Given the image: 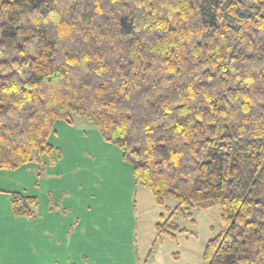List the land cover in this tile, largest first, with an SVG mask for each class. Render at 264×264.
I'll return each instance as SVG.
<instances>
[{
	"label": "trees",
	"instance_id": "16d2710c",
	"mask_svg": "<svg viewBox=\"0 0 264 264\" xmlns=\"http://www.w3.org/2000/svg\"><path fill=\"white\" fill-rule=\"evenodd\" d=\"M73 116L177 203L155 243L218 205L201 264H264V0H0V170L53 162Z\"/></svg>",
	"mask_w": 264,
	"mask_h": 264
},
{
	"label": "rangeland",
	"instance_id": "374dc122",
	"mask_svg": "<svg viewBox=\"0 0 264 264\" xmlns=\"http://www.w3.org/2000/svg\"><path fill=\"white\" fill-rule=\"evenodd\" d=\"M48 142L54 150V161L44 156L42 163L33 160L16 170H0V190L35 197V222L43 216L46 223L75 233L87 244L113 241L122 245L112 251L99 248L93 258L95 264H165L160 248L166 236L155 243V224L160 219L165 221L171 212L164 217L159 211L163 203L157 205L145 187L140 185L150 193L152 203L149 196L142 197L135 191L131 165L123 161L119 148L105 141L93 124L77 116L72 123L56 122ZM0 205L4 213L2 201ZM158 212L160 218L155 220ZM210 213L218 233V205ZM177 236L166 238L176 243ZM17 237L18 242H25L22 235ZM143 247L147 248L145 253ZM189 253L185 250L181 256L175 250L172 260L178 262L181 256L188 261Z\"/></svg>",
	"mask_w": 264,
	"mask_h": 264
},
{
	"label": "crops",
	"instance_id": "0c3cea01",
	"mask_svg": "<svg viewBox=\"0 0 264 264\" xmlns=\"http://www.w3.org/2000/svg\"><path fill=\"white\" fill-rule=\"evenodd\" d=\"M135 191L142 197H150V193L140 185H135ZM10 192L12 191L9 189L0 190V202L2 201L4 205V213H2L0 205V264H83L81 258L84 259V264H95L93 258L99 248L112 251L122 246L113 243V241L87 244L79 236H74L75 233L68 234L64 228L61 229L58 226L57 228L54 227L56 226L54 224L46 223L43 216H39L37 222H35V215L33 217L14 216L10 209ZM152 200L151 198V203ZM176 207L175 201L164 198L163 206L159 211L163 213L164 217H167ZM159 216V212L155 213V220ZM38 222H40V226ZM211 227L215 228L214 216L210 210H205L196 215V236L179 235L176 243L164 237L160 248V255H163L164 263L201 264L205 244L213 237ZM56 230L57 232H55ZM18 234L23 236L25 242H18ZM143 248L145 253L147 248ZM80 250L85 251L79 252ZM175 250L179 251L181 256L185 250L191 252L188 261L180 256V261L174 262L171 255ZM139 260L141 262L142 259L139 258Z\"/></svg>",
	"mask_w": 264,
	"mask_h": 264
}]
</instances>
